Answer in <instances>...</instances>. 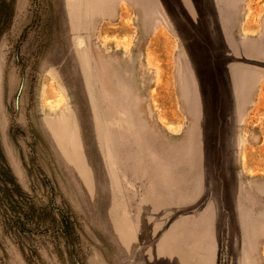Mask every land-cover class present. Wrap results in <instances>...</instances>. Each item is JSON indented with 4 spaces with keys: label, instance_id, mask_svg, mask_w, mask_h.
I'll return each instance as SVG.
<instances>
[{
    "label": "rangeland",
    "instance_id": "obj_1",
    "mask_svg": "<svg viewBox=\"0 0 264 264\" xmlns=\"http://www.w3.org/2000/svg\"><path fill=\"white\" fill-rule=\"evenodd\" d=\"M194 3L198 24L179 0L157 9L126 0L120 16L91 24L70 17L66 0H0V264H126L106 224L105 196L91 209L76 192L74 167L81 156L102 178L109 138H126V89L151 94L155 106L172 94L179 110L201 92L204 200L222 209V240L225 222L234 234L237 189L251 178L264 186V86L238 121L216 9ZM63 106L69 112L59 113ZM55 116L77 146L69 137L59 143L49 126ZM227 252L222 242L220 264Z\"/></svg>",
    "mask_w": 264,
    "mask_h": 264
},
{
    "label": "crops",
    "instance_id": "obj_2",
    "mask_svg": "<svg viewBox=\"0 0 264 264\" xmlns=\"http://www.w3.org/2000/svg\"><path fill=\"white\" fill-rule=\"evenodd\" d=\"M136 1L143 6L142 0ZM149 1L156 9L160 4ZM179 1L198 24L194 0ZM210 1L225 55L231 58L224 67L235 116L245 122L258 106L264 86V0ZM124 8L126 0H66L70 17L86 18L91 24L120 16ZM193 91L192 102L179 110L172 94H165V104L155 106L151 94L126 89V138H109L102 178L80 156L74 166L80 176L76 192L83 193L91 209L100 207L105 196L106 224L116 252H126V264L135 253L140 256L138 264H220L222 242L227 264H264V186L251 178L249 185L237 189L235 230L232 235L225 222L224 241L219 226L222 209L204 200L207 110L201 92ZM67 108L59 113L69 112ZM57 116L49 126L59 143H68L71 134L56 125Z\"/></svg>",
    "mask_w": 264,
    "mask_h": 264
},
{
    "label": "trees",
    "instance_id": "obj_3",
    "mask_svg": "<svg viewBox=\"0 0 264 264\" xmlns=\"http://www.w3.org/2000/svg\"><path fill=\"white\" fill-rule=\"evenodd\" d=\"M1 163H2V166H3V168H6V166H5V162H4V160L2 159V157H1ZM2 168V167H1ZM3 168H2V172H3ZM8 170V169H7ZM2 174V173H1ZM1 176V175H0ZM5 181V183H7L6 182V180H4Z\"/></svg>",
    "mask_w": 264,
    "mask_h": 264
}]
</instances>
